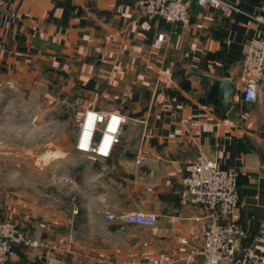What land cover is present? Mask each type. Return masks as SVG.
Here are the masks:
<instances>
[{"label":"crops","instance_id":"obj_1","mask_svg":"<svg viewBox=\"0 0 264 264\" xmlns=\"http://www.w3.org/2000/svg\"><path fill=\"white\" fill-rule=\"evenodd\" d=\"M225 1L241 13L192 4L188 22L178 25L148 17L140 0L8 1L0 85L24 87L43 77L76 90L82 114L125 119L107 158L74 144L86 159L82 225L70 213L0 206V216L44 245L15 246L16 263L203 264L201 240L190 239L210 214L182 185L184 165L200 151L238 173L240 200L229 218L244 231L237 254L264 252V78L253 103L243 101L238 84L246 47L260 34L253 16L261 0ZM210 78L232 82L235 121L220 108ZM129 212L153 214L156 222L147 228L106 219Z\"/></svg>","mask_w":264,"mask_h":264},{"label":"built area","instance_id":"obj_2","mask_svg":"<svg viewBox=\"0 0 264 264\" xmlns=\"http://www.w3.org/2000/svg\"><path fill=\"white\" fill-rule=\"evenodd\" d=\"M8 1L0 0V24ZM140 1L148 17H158L172 25L188 22L192 4L225 15L241 13L236 4L225 0ZM14 15L12 13L11 16ZM253 20L261 30L259 36L252 39L246 47L238 80L243 101L246 103L256 101L260 83L264 78V0H261L260 13L253 16ZM163 39V34L158 36V40ZM8 84L12 85L11 82ZM124 121L122 116L115 113L84 110L78 125L76 151L94 158H107L114 144L118 143L121 124ZM183 172L182 185L191 202L210 214L198 219V232L190 239L201 240L199 254L203 264H264V252L247 250L237 254V243L244 236V231L237 223L229 221V218L239 205L238 173L221 170L216 161L208 159L201 151L195 160L184 165ZM106 219L147 228L153 227L156 222L153 214L144 212H129L118 217L106 214ZM188 241L184 239L182 242ZM15 246L39 249L44 245L22 230L10 216H0V264H18L15 261Z\"/></svg>","mask_w":264,"mask_h":264},{"label":"rangeland","instance_id":"obj_3","mask_svg":"<svg viewBox=\"0 0 264 264\" xmlns=\"http://www.w3.org/2000/svg\"><path fill=\"white\" fill-rule=\"evenodd\" d=\"M11 87L0 85V206L70 213L82 225L88 218L86 159L74 149L83 115L78 92L43 77Z\"/></svg>","mask_w":264,"mask_h":264},{"label":"water","instance_id":"obj_4","mask_svg":"<svg viewBox=\"0 0 264 264\" xmlns=\"http://www.w3.org/2000/svg\"><path fill=\"white\" fill-rule=\"evenodd\" d=\"M210 80L217 85V101L220 108L231 120L235 121L237 117L230 105L236 92L232 82L229 79L215 80L210 78Z\"/></svg>","mask_w":264,"mask_h":264}]
</instances>
